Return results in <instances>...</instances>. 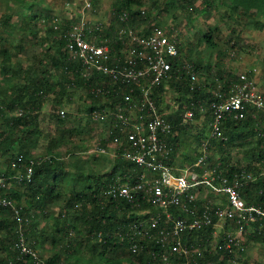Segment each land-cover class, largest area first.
I'll list each match as a JSON object with an SVG mask.
<instances>
[{
	"label": "rangeland",
	"instance_id": "rangeland-1",
	"mask_svg": "<svg viewBox=\"0 0 264 264\" xmlns=\"http://www.w3.org/2000/svg\"><path fill=\"white\" fill-rule=\"evenodd\" d=\"M115 1L0 0V21L5 17L8 21L6 27L0 22V50L16 53V56L10 60V72L15 70L17 62L23 66L31 61L38 71L47 69V78L44 77L51 84L58 83L54 91L46 92L42 96V103L39 110L34 113L36 119L29 131L18 135L21 141L28 137L23 143L28 147L30 158L48 156L52 153L57 160H62L68 165L63 176L54 183L53 197L47 204L45 213H37L33 227L29 225L30 221L26 224L27 227L32 228L34 235L25 236L27 242L31 246L34 245L33 249L38 257L44 259L59 252L62 264H109L99 260L97 252L102 250V246L85 232L83 220L80 218L81 213L69 206V195L75 193L76 188L90 187L89 192L95 189L96 184L101 187L102 181L107 179L115 167L117 152L116 146L110 142L106 145L105 153L95 150L98 141L106 140L110 122H93L89 119V111L93 104L91 88L76 83L71 74L65 79L62 69L52 67L47 59L43 62L45 67L40 68L37 65L36 60L39 56L44 52L53 54L56 47H59L60 59L67 60L65 43H60V34H51L43 39L47 36L50 27L63 29L62 25H65L63 27L68 31L71 24L84 22L90 26L94 40L112 43L114 40L111 38L114 37L119 42H113L110 46L123 50L129 47L131 34H140L159 27L177 38L183 63H195L197 66L195 82L204 92L208 91L215 95L218 91H224L229 82L236 80L238 73L247 72V74L251 73L252 77H250L257 91L264 96L263 15L253 11L245 12L240 6L233 8L231 0H137L138 2L134 1L131 5L134 15L129 22L130 25L126 26L125 22L120 20L121 15L119 21L116 19ZM29 9L27 13L26 10ZM31 16L32 22L35 23L30 26L27 20H30ZM110 27L114 29L113 33L109 32L112 36L103 37L100 32ZM206 34L211 36L215 47L209 46L202 40ZM21 44L22 49H20ZM220 51L225 54L220 55ZM232 52H235L233 56ZM3 75L0 70V98L10 101L19 93H23L18 90V86L25 81L12 72L10 76L13 77L11 80L8 78L7 82L4 81ZM152 92L150 98L154 101ZM156 94L158 103L154 102L163 116L168 113L181 114L192 102L190 94L186 96L180 94L169 80L162 84V91ZM201 105L203 108L200 111L198 106L197 117L184 125L180 124L182 128L174 130L169 135V142L173 141V144L168 145L170 155L174 158L175 165L179 167L194 162L193 159L198 157L202 143L207 141L209 136L208 116H204L206 102ZM1 108L3 115H0V131L6 128L7 119L19 117L27 112V109H22L21 106H15L12 110L4 105ZM60 110L65 114L63 122L54 118V114L59 113ZM262 125L264 126V121ZM256 137L255 135L252 139L254 142L257 140ZM220 140L221 138L210 140L207 166L213 167L220 154L224 155V151L228 152L226 155L228 168L231 164H235L238 168H247L250 163L258 166L256 156L253 157L246 152L255 143L247 142L240 145L237 137L227 143L229 138H224L222 150L218 145ZM16 145L17 143L8 150L9 154L14 151ZM9 164L12 169L17 167L15 158L10 160L9 155H0V173L5 171ZM245 171L252 176L247 183L254 182L257 178H264V165ZM234 173L238 171L232 174ZM17 176L16 174L7 177V186L26 191L28 184L18 182ZM197 198L205 202L217 199L213 192L204 187H200L197 191ZM20 204L22 208L28 207L29 198L26 195L22 196ZM135 214L140 216L138 220H146L151 210L142 206ZM0 216L12 220L14 212H0ZM63 221L73 224L69 238L58 232ZM214 226L211 239L201 241V247L198 246L200 240L194 241L195 247L203 250V255L206 251L214 253L220 244L222 234L229 233L235 243L232 244V251L226 257V264H264V240L252 239V227H248L243 236L236 237L233 225L226 227L218 223ZM9 227L11 226L0 227V238L4 240V244L0 247V259L7 256L9 243H12L11 248L15 250L16 240L11 241L14 230H10ZM18 229L19 226L16 227L17 231ZM128 253L127 248L122 252H115L110 248L106 250V256L109 259H121L120 264H130L126 258L136 262V259ZM210 260H207V264H214ZM152 264L165 263L155 261Z\"/></svg>",
	"mask_w": 264,
	"mask_h": 264
},
{
	"label": "built area",
	"instance_id": "built-area-1",
	"mask_svg": "<svg viewBox=\"0 0 264 264\" xmlns=\"http://www.w3.org/2000/svg\"><path fill=\"white\" fill-rule=\"evenodd\" d=\"M124 18L126 13L121 14L120 20L124 21ZM88 26L84 22L71 24L65 42L67 60L76 64L79 75L86 81L101 74L108 77L111 83L121 82L131 86L120 103L105 109H94L89 118L93 122L109 121V134L113 135L110 143L116 146V150L120 148L122 157L141 170L133 174V181L130 173L114 178L104 189V194L133 206L148 204L159 210L146 220L129 225L125 234L129 238L127 250L131 254L137 253V236L146 237L162 246L159 255L163 263L197 264L198 258L203 257V250L196 248L194 241L183 240L182 234L211 225L213 218L216 219L214 225L222 223L225 226L226 222L229 226L233 225L236 237L243 236L248 227H252L253 233L260 232L264 227V207L247 203L240 195V188L252 178L251 174L242 170L230 178L218 166H207L210 140L223 138L221 124L245 118L250 108H264V96L257 91L247 72L238 73L236 80L229 82L224 91H218L215 94L217 98L207 104L212 116L207 141L202 143L195 162L177 169L171 163L170 147L165 141L173 125L163 118L150 98L152 90L171 75V61L179 55L177 38L155 27L148 35L131 34L129 47L116 50L107 43L94 40ZM234 54L231 53L232 56ZM182 68L190 73L192 81L196 80L192 64L185 63ZM175 74L178 77L179 73ZM88 87L92 94L106 91L103 85ZM135 89L142 90L140 98L138 94L134 95ZM202 108L199 105L200 111ZM59 115L64 117L63 110L59 111ZM252 117H257V114L253 112ZM193 119L194 111L190 106L180 114V124ZM114 129L118 131L115 134ZM95 150L105 153L106 146L98 141ZM22 157L20 155L18 161H23ZM25 169L24 175L16 177L18 182L31 180L32 161L25 163ZM6 187L7 177L0 175V208L11 209L19 223L15 249L19 257L38 262V255L22 232V225L27 219H22L14 201L3 194ZM200 187L213 192L217 199L206 201L199 212L197 191ZM170 208L176 209V212L170 211ZM222 235L224 241L217 248L231 251L234 238L229 233ZM198 246L201 247V241Z\"/></svg>",
	"mask_w": 264,
	"mask_h": 264
},
{
	"label": "trees",
	"instance_id": "trees-1",
	"mask_svg": "<svg viewBox=\"0 0 264 264\" xmlns=\"http://www.w3.org/2000/svg\"><path fill=\"white\" fill-rule=\"evenodd\" d=\"M94 1V0H93ZM134 1L137 0H116L114 2V9L116 10V19L119 21V16L122 13H126V19L123 21L124 24L130 25L129 22L134 15L133 8H131V5ZM138 2V1H137ZM231 6L233 8H236L238 6L242 7L245 12L247 11H253L254 13H259L264 16V0H231ZM30 11L26 10L28 13ZM30 15H33V13ZM28 18L27 16H25ZM30 20H27L26 22L29 23V25H33L35 22H32V16L30 17ZM36 19H34L35 21ZM1 25L3 27H6L7 25V19L6 17L2 19ZM65 25H62L63 29L58 28H52L50 27L48 29V32L46 33L47 36H44L43 39L46 37H49L51 34L56 35L60 34V43L66 42V34L67 31L63 27ZM90 30V26L87 27ZM125 29V28H124ZM114 32V29L112 27L110 28H104L100 34H102L103 37L106 36H112L110 33ZM152 32V29L149 31H146L144 33H140V35H148ZM97 33V31H96ZM33 34V33H31ZM91 34V32L89 33ZM117 34V33H116ZM92 35V34H91ZM102 37V38H103ZM104 39V38H103ZM114 40L113 42H119L118 40H115L114 37L111 38V40ZM21 40V39H20ZM19 40V42H20ZM205 42L209 44L211 47H215V44L212 42V38L209 34H206L204 38L202 39ZM102 43L111 44V42H104L101 40ZM20 46V45H19ZM20 49H22V44L20 46ZM119 50V49H116ZM59 47H56L53 54L44 52L42 56H39L36 60L37 65L40 68L45 67V59L48 60L49 64H51L54 68H61L62 69V75L66 76L68 74H71L73 79L76 83L83 84L84 86L88 87V85H96L100 86L103 85L105 87L106 91H103L102 94H90L93 99V104L91 107V112L94 109H105V107H113L114 105L120 103L123 100L124 94L129 92V89L131 86H128L127 84L116 82L111 83L108 77L103 76L101 74H96L93 78L86 81L85 79L81 78L79 75V69L77 68L76 64L73 62H70L68 60H61L60 56L58 55ZM178 57L172 59V69L170 71L171 75L165 79L163 82H161L160 85L156 86L152 91V97L156 103H158V96L156 93L162 91V84L166 81H171V83L175 86L177 91L180 94H183L186 96L187 94H190L191 97V103L188 105L190 108L194 111V118L198 116V106L203 104V102H206L207 104L215 100L217 97L206 91H203V88L196 84L195 81H192L191 75L189 72H187L185 69L182 68L183 66V59L181 57V49L178 43ZM220 55L225 54L224 52H219ZM16 53L8 52L5 49L0 50V70L3 72L4 81L8 82L12 79L13 76H10L13 72L14 75L21 76L23 78V83H21L18 86V90L23 92L22 94L19 93L17 97L11 99L10 101H6L4 98H0V115H3L1 106L4 105L9 108V110H12L15 106H21L22 109L26 108L27 112H24V114L20 115L19 117H12L10 119L6 120V128L4 130L0 131V155L1 156H8L10 157V160L15 158L17 167L12 169L10 164L5 169V171L1 172L0 175L9 177L14 175H24L26 172L25 169V163H28L32 161L33 171L31 180L28 182L22 181L23 184H28L26 191H20L15 190L11 186H7L3 189V194H5L7 197L11 198L16 207L20 210V216L23 219H27L26 223H23L22 228L25 236H33L34 233L32 231L33 225H34V217L37 215V213H45V209L47 207V204L51 201V198L53 197V187L54 183H57V180L59 177H62L65 171L68 169L67 164L62 160H57L55 155L52 153H49L48 156L43 157H32L30 158L28 147L24 141H21V138L19 137L18 133H25L29 131V128L32 126L33 121L36 119V114H34L37 110H39L40 104L42 103V96L49 91H54L55 87L58 86V83L51 84L49 80H47L46 72L47 69L43 68V70H37V67H34L33 62H29L26 65H23L20 62H17L15 70L10 72L9 64L12 57H15ZM31 65H33V69H31ZM194 71L197 72V66L195 63L192 64ZM178 70V71H177ZM49 72V70H48ZM179 73L178 77H176L175 73ZM42 75V76H41ZM251 76V73L248 74ZM46 78H45V77ZM252 77V76H251ZM69 82V80H68ZM145 85V84H143ZM138 94V97L140 98L142 96V90L141 89H135L134 95ZM102 96V97H101ZM102 98V99H101ZM102 101V103H101ZM98 106V107H97ZM198 109V110H197ZM26 111V110H25ZM159 113L160 110L158 109ZM33 112V114H32ZM256 113L257 117H252V114ZM264 108L256 110L255 108H250V110L247 112L245 118L241 120H227L221 124V133L224 138H229L228 142L233 139L234 137H237L238 143L240 145L245 144L247 142L255 143L252 144L250 148L246 150L247 153L251 154L253 157L256 156L257 165H264V126L262 125V122L264 121L263 116ZM162 116L163 114L160 113ZM204 116H208V122L211 120V112L209 111L208 107L206 111L204 112ZM65 117V116H64ZM64 117H61L59 113L54 114V118L59 121L63 122ZM167 121H169L173 128L171 130V133L174 130H179L182 128L180 125V114L178 113H168L163 116ZM90 119V118H89ZM106 122V121H105ZM184 125V124H183ZM23 127L25 130H23ZM27 129V130H26ZM117 129H114V134L117 133ZM170 133V134H171ZM165 138V141L167 142V145L170 146V144H173L172 142H169V135ZM257 136L256 142H254L252 139L254 136ZM113 136V135H112ZM112 136L111 134H108L106 140L101 139L102 145L106 146L108 142H112ZM222 138L218 145L220 149H224L221 147L222 143L225 142ZM17 143L15 146L14 151L16 152H10L8 153V150L14 146V144ZM23 143V144H22ZM228 146V145H227ZM107 147V146H106ZM172 149V148H171ZM117 157L115 158V167L112 170V172L109 174L106 180L102 181L101 187H99V184H96V187L94 190L89 191L90 187L87 188H76L75 193H71L69 195L70 198V204L72 209H74L76 212H80L83 220V227L85 229V232H87L91 237H93L99 245L102 246V250H99L97 252V256L99 257L100 261H104L109 264H120L121 259H109L106 256V250L110 248L111 250L115 252H122L125 248L128 247L129 238L125 236L128 227L131 223L137 222L139 217L135 214L137 210L140 209V207L133 206L130 203L121 200V199H112L110 197H107L104 194V189L106 186L116 177L123 176L124 174H132L131 178L132 181L135 179L133 174L139 173L141 170L134 166V164L130 161H128L126 158H123L121 153L122 150L119 148L116 150ZM171 153V152H170ZM22 155L23 161H18V157ZM199 155V154H198ZM197 155V156H198ZM228 152L224 151V155L220 154L219 159L217 162L214 163V167L218 166V169L223 173L226 174L228 177L232 178V173L234 171H238L240 173V170H253L254 168H257L258 166H253L251 163L248 164L247 168L241 167L238 168L235 166V164H231L230 167L229 163H227V156ZM171 157V155H170ZM24 162V163H23ZM255 164V165H256ZM225 165V166H224ZM226 168H228L226 170ZM99 181V179H98ZM101 188V189H100ZM26 195L29 198V206L28 207H21L20 200L22 196ZM240 195L241 197L247 202L252 203L256 205H260L264 207V178H257L254 182H249L247 184H244L240 188ZM197 205L200 208L198 210L199 212L205 205V200H201L198 198ZM143 207L149 208L151 210V214L155 215L159 213V210L156 208L151 207L148 204H144ZM11 212L13 211L9 208H0V212ZM170 211L176 212V209L170 208ZM68 213V212H66ZM148 216V215H146ZM29 223L31 227H27L26 224ZM216 221L215 218H213V223L207 227H204L198 231H191L186 232L185 234H182V239H187L192 241H207L211 239L212 234L215 230L214 222ZM228 223L226 222V227ZM9 227L10 230H14V233H12V239L13 242L16 240V227L19 226V223L15 219V217L12 218V220H9V218L5 216H0V227ZM73 228V224L63 223L61 224V227H59L58 232H62L64 236H67L69 238V232ZM260 232L255 231L252 234V239H261L264 240V227H262ZM125 236V237H124ZM124 237V238H123ZM250 238V237H249ZM3 238H0V247L4 244ZM137 242L139 243V249L137 253L131 254L129 252L128 254L132 255L134 259H136V262L133 260L127 259L126 260L130 264H152L155 261H162L160 258L159 253L163 250L162 246L157 243L155 240L147 239L145 238H139L137 236ZM35 241V240H34ZM223 235L221 236L220 243H223ZM12 243L8 244L7 247V256L0 259V264H40V262H43L44 264H62V258L59 252H55L50 257L47 258H41L38 257L39 261L33 259H28V257H19L18 251L13 250L11 248ZM34 246V245H33ZM32 246V247H33ZM95 247V245L93 246ZM92 247V248H93ZM93 253H94V249ZM232 251V248H231ZM229 250H226L224 248H217V250L214 253L211 252H205V255L203 257L198 258L197 264H207V260L211 259L210 261H213L214 264H226V257L229 252ZM177 259V258H176ZM67 264V263H65Z\"/></svg>",
	"mask_w": 264,
	"mask_h": 264
},
{
	"label": "crops",
	"instance_id": "crops-1",
	"mask_svg": "<svg viewBox=\"0 0 264 264\" xmlns=\"http://www.w3.org/2000/svg\"><path fill=\"white\" fill-rule=\"evenodd\" d=\"M193 160H194V162H195V161H196V158H194ZM171 163H172V165L175 166L177 169H181V168H183L184 166H186V165H184V166H182V167H181V166L179 167V166L175 165L176 162L174 161V158H172V156H171ZM192 163H193V162H192ZM192 163H191V164H192ZM219 198H220V196H219Z\"/></svg>",
	"mask_w": 264,
	"mask_h": 264
}]
</instances>
